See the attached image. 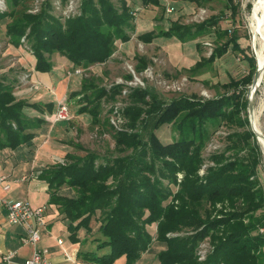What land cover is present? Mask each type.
Wrapping results in <instances>:
<instances>
[{
	"label": "trees",
	"instance_id": "1",
	"mask_svg": "<svg viewBox=\"0 0 264 264\" xmlns=\"http://www.w3.org/2000/svg\"><path fill=\"white\" fill-rule=\"evenodd\" d=\"M130 1L119 0L116 7L111 0H81L79 14L61 21L48 4L30 14L26 0H6L8 9L0 12V22L9 20L5 35L12 47H20L25 37L36 72H51L50 57L56 53L72 66L86 69L106 63L117 41L130 40L135 29ZM140 1L143 6L160 5L158 0ZM190 1L201 5L213 0ZM223 1L225 9L235 14L233 0ZM223 19L221 13L196 25L173 23L138 39L147 44L156 38L186 43L215 35L210 56L190 69L197 73L230 47L242 52L236 31L218 28ZM139 63L137 72H142L146 61ZM251 76L222 85L230 91L211 99L178 97L165 103L135 88L121 112L126 124L122 129L110 125L116 156L100 161L92 152L67 153L63 163L41 171L49 204L68 221L73 242H78L80 228L92 230L96 218V251L80 253L85 262L113 264L124 256L125 264H135L157 242L165 246L156 256L159 264H264V190L257 179L262 152L250 129L245 96ZM121 88L107 90L82 79L73 95L78 98L77 114L90 115L96 123L102 98L113 99ZM54 106L16 98L12 82L0 78V150L29 144L45 123L44 112L51 114ZM167 125L177 137L163 143L156 132ZM221 127L229 129L226 144L209 156L212 165L201 175L203 151ZM62 188H71L74 198L58 195ZM152 225L155 236L148 230ZM206 240L210 251L199 261L198 249Z\"/></svg>",
	"mask_w": 264,
	"mask_h": 264
},
{
	"label": "rangeland",
	"instance_id": "2",
	"mask_svg": "<svg viewBox=\"0 0 264 264\" xmlns=\"http://www.w3.org/2000/svg\"><path fill=\"white\" fill-rule=\"evenodd\" d=\"M111 1L116 7L119 6V0ZM133 1L131 0L129 4L135 29L130 34L131 37L127 43L116 42L115 52L106 63L83 69L72 66L66 58L57 53L50 57V62L55 67L50 77L63 80L65 83L68 82L69 85L62 100L68 104L71 116V120L68 121L70 131L65 142L66 150H69V153L78 156H83L86 152L96 153L100 161L116 156L110 125L114 129H122L126 124L127 119L121 115V112L124 107L129 105L128 95L135 88L145 89L165 103L178 97L211 99L230 91L225 90L222 85H226L231 80H240L250 73H252L251 79L253 80L258 70L253 42L260 33L250 26L249 15L252 12L249 0H233L236 6L235 14H232L231 10L225 9L223 0L202 2L201 5L190 0H160L159 6L149 4L145 7L140 0H135V3ZM80 2L81 0H26L24 5L28 13L37 14L48 4L50 13L62 21L79 14ZM7 9L6 0H4V10L0 12H5ZM221 13L224 19L218 24V28L234 29L242 52L234 51L230 47L227 54L221 59L197 73L190 72V69L203 58L210 56L215 48V35L186 43H180L174 39L156 38L147 44L138 39V36L143 33L167 30L173 23L196 25ZM8 22L9 20L0 22V78L4 77L7 81L12 82L13 94H18L20 97L36 95L35 91H31L32 83H29L32 75L31 65L35 63L34 57L25 37L21 38L22 45L18 48L8 44V38L5 35V26ZM222 41L224 42L225 39ZM21 58H25L22 61L23 66L19 63ZM139 59L146 61V68L142 72H137L140 65ZM85 78L91 79L95 85L107 90L115 85L122 87L120 94H117L113 99L102 98L96 123L93 122L90 115L77 114L78 98L73 95L80 90L81 81ZM135 78L140 81L136 86L125 84L134 82ZM250 86L251 84L246 87V98H248ZM263 86L264 79L254 96V113L257 126L259 125L258 128L264 135ZM124 90H126L125 94H123ZM57 107L58 104H55L53 117ZM30 113L34 114V111L30 110ZM228 133L229 129L221 127L212 135L203 151L205 164L200 172L201 175L204 173L205 167L212 165L208 160L209 156L224 148L225 137ZM156 134L163 143H170L177 137V133L171 125L163 126ZM75 145L80 148H76ZM261 152L262 159L257 168V179L264 190V151L262 148ZM67 189L68 193L64 195L69 198V196H73V190ZM96 227L95 218L91 223V229L94 231ZM155 229L154 225L148 227L153 236H155ZM155 247L152 251L159 252ZM209 251L210 245L206 240L198 249L199 261H204Z\"/></svg>",
	"mask_w": 264,
	"mask_h": 264
},
{
	"label": "crops",
	"instance_id": "3",
	"mask_svg": "<svg viewBox=\"0 0 264 264\" xmlns=\"http://www.w3.org/2000/svg\"><path fill=\"white\" fill-rule=\"evenodd\" d=\"M158 1L161 4V1ZM133 2L135 3V0ZM24 60L25 58L19 59L21 66ZM34 64L31 65L32 75L29 83H32L31 91L37 94L25 97L14 94V96L29 103L62 102L68 91V82L50 77L55 70L54 66L49 73H39L34 70ZM43 118L45 123L36 131L34 139L29 144L15 150H0V179L3 178L0 182V199L23 201L32 208H45L44 224L39 228L40 240L36 245H31L22 241L24 237L22 227L7 223L6 210L0 207V264L1 255L5 252L13 251L16 253V259L23 261L37 249L47 251L50 264H90L82 259L80 253L96 251V242L93 240L96 237L97 227L90 232L80 228L76 232L78 242H73L70 239L68 221L59 214L54 205L49 204L47 184L39 178L42 170L52 164L61 163L69 153L65 145L70 131L69 123H54L53 112L51 114L44 112ZM5 186H8L7 190L4 189ZM66 190L68 189L62 188L58 195L65 196L64 194L68 193ZM74 196L73 191V196L69 198ZM58 241H61V244ZM153 247L159 252L165 249L163 244L154 242L135 264H159L156 258L159 252H153ZM125 263L126 259L123 256L113 264Z\"/></svg>",
	"mask_w": 264,
	"mask_h": 264
},
{
	"label": "built area",
	"instance_id": "4",
	"mask_svg": "<svg viewBox=\"0 0 264 264\" xmlns=\"http://www.w3.org/2000/svg\"><path fill=\"white\" fill-rule=\"evenodd\" d=\"M4 10V0H0V11ZM169 12V10H168ZM146 72V71H145ZM140 83L138 78L134 82L125 83L127 86H136ZM126 90L123 91V94ZM71 120L68 104L65 102L58 103L53 121L54 123L68 122ZM3 178L0 179V182ZM5 190L8 186L4 187ZM0 207L6 210V221L9 225L20 226L23 228L24 237L22 241L31 245H36L40 240V226L43 223L44 207L32 208L28 203L23 201H8L0 199ZM61 244V241H58ZM203 259V257H201ZM1 264H50L45 249H37L33 254L23 261L16 259V253L13 251L5 252L1 255Z\"/></svg>",
	"mask_w": 264,
	"mask_h": 264
},
{
	"label": "bare ground",
	"instance_id": "5",
	"mask_svg": "<svg viewBox=\"0 0 264 264\" xmlns=\"http://www.w3.org/2000/svg\"><path fill=\"white\" fill-rule=\"evenodd\" d=\"M249 1L251 4L250 10L252 12L249 15L250 26L253 30H257L260 33V35L255 37L254 42H253L254 52H255L256 60L258 64V70H257V73H258L257 91H258L264 79V0H249ZM256 109L258 108L256 107ZM254 126L257 131H260L258 128L259 125L257 126L255 113H254ZM258 141H259L261 148L264 151V139H261L258 137Z\"/></svg>",
	"mask_w": 264,
	"mask_h": 264
},
{
	"label": "water",
	"instance_id": "6",
	"mask_svg": "<svg viewBox=\"0 0 264 264\" xmlns=\"http://www.w3.org/2000/svg\"><path fill=\"white\" fill-rule=\"evenodd\" d=\"M257 86H258V73L256 72L252 80V83L250 86V92L247 98V112H248V120H249L250 129L252 133L255 135L257 142L259 143L258 137L261 139H264V135L260 131H257L254 126V95L257 92Z\"/></svg>",
	"mask_w": 264,
	"mask_h": 264
}]
</instances>
